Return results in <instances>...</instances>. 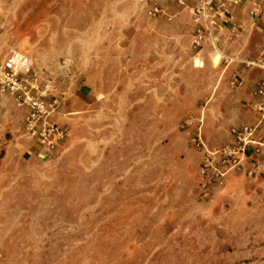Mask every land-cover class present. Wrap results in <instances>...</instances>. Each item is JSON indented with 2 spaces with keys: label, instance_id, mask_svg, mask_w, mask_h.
I'll use <instances>...</instances> for the list:
<instances>
[{
  "label": "rangeland",
  "instance_id": "374dc122",
  "mask_svg": "<svg viewBox=\"0 0 264 264\" xmlns=\"http://www.w3.org/2000/svg\"><path fill=\"white\" fill-rule=\"evenodd\" d=\"M190 41L140 0H0V61L32 58L68 130L28 150L26 110L0 93V264H209L225 220L208 215L217 189L199 194L191 137L228 141L238 85Z\"/></svg>",
  "mask_w": 264,
  "mask_h": 264
},
{
  "label": "built area",
  "instance_id": "2783aa9c",
  "mask_svg": "<svg viewBox=\"0 0 264 264\" xmlns=\"http://www.w3.org/2000/svg\"><path fill=\"white\" fill-rule=\"evenodd\" d=\"M140 1L146 15L155 20L173 19L167 11L169 4L185 8L194 23L191 46L195 50L211 46L220 51L224 43L237 38L242 30V23L235 22L232 18L233 10L240 0H194L191 5H188L186 0ZM250 2L253 5L251 14L257 16L261 11L260 2ZM222 30H226L227 34L222 35ZM33 65V60L28 55L18 51L9 52L4 60L0 61V93L10 96L18 106L25 108L24 131L27 137L37 144L39 154L47 155L64 142L68 130L54 121L60 101L51 94L52 86L49 81L39 82ZM246 65H257L264 70V55L247 62ZM233 84H241L238 75L234 76ZM255 86L258 99L253 107L260 114V119L264 120V77L258 79ZM229 135V141L213 149L206 146L199 133L191 137L192 144L201 152L197 187L202 198H209L216 189L221 188L229 173L242 172L248 177H255L258 173L261 156L264 157V143L256 136V127L233 126ZM250 146H253L251 158L248 156Z\"/></svg>",
  "mask_w": 264,
  "mask_h": 264
},
{
  "label": "crops",
  "instance_id": "0c3cea01",
  "mask_svg": "<svg viewBox=\"0 0 264 264\" xmlns=\"http://www.w3.org/2000/svg\"><path fill=\"white\" fill-rule=\"evenodd\" d=\"M258 1L261 11L257 16H253L252 2L240 0L233 10L232 18L235 22L242 23V30L237 38L224 43V47L221 46V50L217 52L228 63L225 69L230 67L236 72L235 75L241 78V84L233 90L232 99L237 100L238 105L235 107L231 124L255 126L256 136L264 143V120L260 119V114L253 107L258 99L255 95V82L264 77V70L257 65H246L247 62L264 55V0ZM193 2L194 0H186L188 5ZM167 11L173 16L171 24L188 28L192 33L194 23L185 8L169 4ZM221 34L225 35L227 31L222 30ZM208 50L216 53L210 46H205L198 54H205ZM83 85L88 88L87 84ZM90 99L89 92L78 88L73 101L80 100L85 103ZM62 116L64 118L61 119H65L67 113ZM229 139L230 135L227 137L228 141ZM35 146L36 143H30L28 150L35 151ZM252 147L248 149L250 158L253 157ZM261 158L255 177H248L242 172L227 174L224 185L218 188L206 203L210 217L225 220V223L217 224L216 231L226 234L218 241V252L212 256L209 264H264V157Z\"/></svg>",
  "mask_w": 264,
  "mask_h": 264
},
{
  "label": "bare ground",
  "instance_id": "6f19581e",
  "mask_svg": "<svg viewBox=\"0 0 264 264\" xmlns=\"http://www.w3.org/2000/svg\"><path fill=\"white\" fill-rule=\"evenodd\" d=\"M216 54H218L217 56H220V54L219 53H216ZM217 60V57L215 58V61Z\"/></svg>",
  "mask_w": 264,
  "mask_h": 264
}]
</instances>
